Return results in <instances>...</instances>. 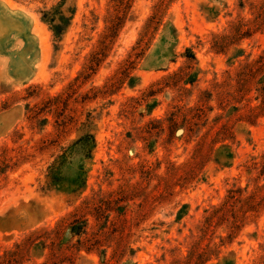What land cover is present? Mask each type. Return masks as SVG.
Masks as SVG:
<instances>
[{
  "label": "rangeland",
  "instance_id": "1",
  "mask_svg": "<svg viewBox=\"0 0 264 264\" xmlns=\"http://www.w3.org/2000/svg\"><path fill=\"white\" fill-rule=\"evenodd\" d=\"M0 264H264V0H0Z\"/></svg>",
  "mask_w": 264,
  "mask_h": 264
},
{
  "label": "trees",
  "instance_id": "2",
  "mask_svg": "<svg viewBox=\"0 0 264 264\" xmlns=\"http://www.w3.org/2000/svg\"><path fill=\"white\" fill-rule=\"evenodd\" d=\"M53 21L54 19L51 18ZM53 30L56 34L62 33V29L60 28L59 24H56L53 26ZM94 145V139L91 134H86L83 136H80L73 144V147H80V148H87V151L90 149L91 146Z\"/></svg>",
  "mask_w": 264,
  "mask_h": 264
}]
</instances>
